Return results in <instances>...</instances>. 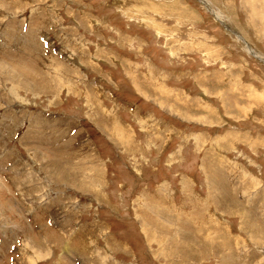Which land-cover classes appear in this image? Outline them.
<instances>
[{
	"label": "rangeland",
	"instance_id": "1",
	"mask_svg": "<svg viewBox=\"0 0 264 264\" xmlns=\"http://www.w3.org/2000/svg\"><path fill=\"white\" fill-rule=\"evenodd\" d=\"M0 264H264V0H0Z\"/></svg>",
	"mask_w": 264,
	"mask_h": 264
}]
</instances>
